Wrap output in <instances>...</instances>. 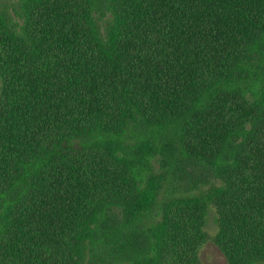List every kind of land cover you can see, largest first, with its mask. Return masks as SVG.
Wrapping results in <instances>:
<instances>
[{
    "label": "trees",
    "instance_id": "16d2710c",
    "mask_svg": "<svg viewBox=\"0 0 264 264\" xmlns=\"http://www.w3.org/2000/svg\"><path fill=\"white\" fill-rule=\"evenodd\" d=\"M20 10L0 4V264H202L212 211L227 264H264V0ZM153 146L219 182L162 202Z\"/></svg>",
    "mask_w": 264,
    "mask_h": 264
},
{
    "label": "rangeland",
    "instance_id": "374dc122",
    "mask_svg": "<svg viewBox=\"0 0 264 264\" xmlns=\"http://www.w3.org/2000/svg\"><path fill=\"white\" fill-rule=\"evenodd\" d=\"M22 1L23 0H0V4L8 6V8L13 11V14L16 15L20 21H22V18L19 17V15H22V11L20 10ZM153 143L154 141L150 139L149 142H145L144 144ZM146 149L147 155L151 156L149 157L152 164L150 174L155 181H159L158 183L163 185L160 192V199L162 202L176 197H181V194H185L189 191L191 193H196L194 186L199 184L208 183V186H215L217 182H219L208 171L203 170L201 165H198L195 162H190L188 167H186L187 173L183 174L181 173V164L174 168L167 165L168 158L165 151L160 148H155L154 146L147 147ZM147 162V159H145L144 163L146 164ZM156 178L160 179L157 180ZM208 188L209 187H205L204 189L207 190ZM152 217H146V220L143 219V221L139 223L140 229L146 237L154 223L150 222ZM218 231L217 217L215 212L212 211L208 216L205 227L206 240L199 252L202 264H227L225 254L216 243ZM138 232L140 234L142 233L141 231ZM132 240L134 239L132 238ZM96 255L97 256L91 260V264H113L114 261L126 263L129 258H132V254L129 249L121 251L113 246L103 248L102 250L99 249Z\"/></svg>",
    "mask_w": 264,
    "mask_h": 264
}]
</instances>
